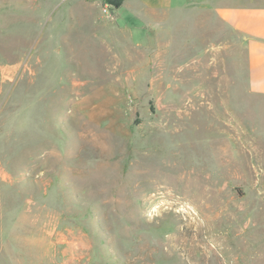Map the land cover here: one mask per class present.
<instances>
[{"label":"rangeland","instance_id":"obj_1","mask_svg":"<svg viewBox=\"0 0 264 264\" xmlns=\"http://www.w3.org/2000/svg\"><path fill=\"white\" fill-rule=\"evenodd\" d=\"M156 1L0 0V264H264V97L214 15L264 0ZM197 206L225 257L172 248Z\"/></svg>","mask_w":264,"mask_h":264},{"label":"crops","instance_id":"obj_2","mask_svg":"<svg viewBox=\"0 0 264 264\" xmlns=\"http://www.w3.org/2000/svg\"><path fill=\"white\" fill-rule=\"evenodd\" d=\"M163 2L157 0L152 4ZM151 11L154 9L151 8ZM214 15L217 21L241 38L247 56L248 90L264 97V3L220 6L215 8Z\"/></svg>","mask_w":264,"mask_h":264},{"label":"bare ground","instance_id":"obj_3","mask_svg":"<svg viewBox=\"0 0 264 264\" xmlns=\"http://www.w3.org/2000/svg\"><path fill=\"white\" fill-rule=\"evenodd\" d=\"M162 195L163 198H174V196L168 192H164ZM177 201L180 200L176 199V202ZM195 209L197 211L196 215L191 212L186 214V219L179 229V237L175 240V243L171 245L172 248L186 255L193 251L198 253L201 257L198 263L205 262L209 257L217 256L218 253L224 256V252L226 251L224 235L220 232L218 234L214 232L216 230L215 224H217V214L214 212L215 210L209 207L208 209H202L198 206L195 207ZM196 216L202 219V222L198 221ZM209 242H211L212 245Z\"/></svg>","mask_w":264,"mask_h":264},{"label":"trees","instance_id":"obj_4","mask_svg":"<svg viewBox=\"0 0 264 264\" xmlns=\"http://www.w3.org/2000/svg\"><path fill=\"white\" fill-rule=\"evenodd\" d=\"M105 4L113 6L115 8L120 7L123 0H103Z\"/></svg>","mask_w":264,"mask_h":264}]
</instances>
